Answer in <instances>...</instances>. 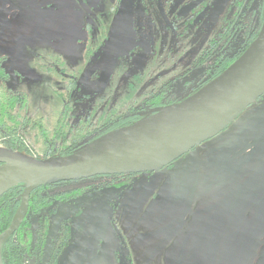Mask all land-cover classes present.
Listing matches in <instances>:
<instances>
[{"label":"rangeland","instance_id":"obj_1","mask_svg":"<svg viewBox=\"0 0 264 264\" xmlns=\"http://www.w3.org/2000/svg\"><path fill=\"white\" fill-rule=\"evenodd\" d=\"M68 1L73 4H68ZM83 1L85 0H0V66L7 61L9 72L6 83L0 79V91L4 92L6 97L25 100L26 104L20 101L13 110L10 106L5 107L6 115L18 118L21 134L33 143V146L27 145L28 154H33L37 158L46 159L56 154L64 156L70 144L75 143L74 140L78 143L86 142L98 126L130 111L133 107H139L143 103L141 101L152 91L156 94L162 90L165 75L172 78L175 74L180 75L184 71L183 66L179 67L180 62L184 60V64L189 63L190 55H195L205 47L207 41L217 35L220 27L225 25V14L230 13L233 4V0L210 2L204 13L187 26L186 30L190 34L187 37L190 38L188 47L192 46L193 49L183 54L185 42L177 43L174 48L168 49L170 32L163 26L161 16L157 17L156 9L163 5L167 11H171L180 4L183 5L185 0L172 2L171 0H132L134 3L131 11L132 32L128 37L130 41L128 45L119 9L121 0H111V3H108L109 0L107 2L96 0V8H92V5L91 8H84V3L87 1ZM30 4L32 9L29 12ZM36 5H39V8H36ZM57 12L63 14L56 16L59 22L66 20L67 17H75L79 24L87 20L93 23L87 27L81 26L80 35L75 29L76 42H68L51 41L55 35H49L44 24L34 26L26 20L28 15L32 18L50 19ZM128 23L126 27H130ZM76 27L79 29L80 25ZM31 30L32 32L35 30V35H38V40H35L38 41L39 47L35 46L34 37L27 35ZM54 30L59 35L64 32L60 25ZM158 34L166 44H158L156 48ZM127 50L132 52V60L129 61L128 66L123 62ZM156 50L159 51L158 55ZM150 55H155L156 58H148ZM73 80L76 82L75 85ZM181 83L182 80L177 78L172 82L173 88L168 93L180 94ZM69 86L72 88L68 89ZM60 95L66 96L65 104ZM7 127L15 128L12 123L7 124ZM233 167L224 168V174ZM190 168L193 172L194 168L192 166ZM146 176L144 175L145 178ZM138 178L127 190L128 193L124 195L127 197H123L122 204L117 210V228L109 220L111 217L109 203L111 197L115 199L122 193L121 190L104 189L99 191L100 193L93 192L88 197L77 199L76 213L79 211L85 213V210L92 209L94 211L85 218L90 224L89 229L85 225L80 226L73 238V251L76 250L80 255L76 257L77 255L70 251L72 247L70 246L67 250L71 252L67 256L68 263L63 264H73L77 259L79 260L77 264H131L132 260L136 261L135 264H166L162 260L161 252L156 253L157 245L163 240L156 237L155 230H158V226L165 225L162 223L173 225L172 223L187 205L189 197L177 211L176 202L171 203L169 200L156 207V199L153 200L152 205V202L149 204L150 198L146 196L147 187L156 189V182L153 181L156 173L152 175L150 182H146L143 177ZM203 182L202 176L193 177L190 189L195 184L203 185ZM209 189L211 187H205L204 182V187L197 195ZM109 193H111L110 197L105 196ZM90 199L95 200L96 203L84 206V202ZM156 213L159 214L157 218ZM172 214L177 215L175 219ZM30 218L28 226L20 231L19 238L22 249L28 246L30 251L33 249L38 251L41 248L39 239L42 226L37 216ZM60 221L61 215L52 218L53 229L44 247L45 260L38 258L37 264L40 262L48 264L51 240L59 229ZM136 226L146 228L139 229L146 234H134L133 227ZM117 229L127 240L133 236L131 238L134 243L133 250L123 246L125 242L121 235L118 236L120 241L116 239ZM152 229L155 233H150ZM148 231L150 234L147 233ZM188 231L186 230V233ZM87 235L86 240L82 239ZM171 240L172 238H167L164 243L172 242ZM182 243L183 238H178L176 244ZM139 253L144 256L143 260L137 257ZM168 260L171 261V257Z\"/></svg>","mask_w":264,"mask_h":264},{"label":"flooded vegetation","instance_id":"obj_2","mask_svg":"<svg viewBox=\"0 0 264 264\" xmlns=\"http://www.w3.org/2000/svg\"><path fill=\"white\" fill-rule=\"evenodd\" d=\"M85 1L87 2L84 3V8H91V5L92 8H96V0ZM104 1L107 2V0ZM212 1L214 0H185L183 5L180 4L171 11H167L163 5V7H157V17L161 16L163 26L168 28L170 32L169 50L181 42L186 43V47L182 51L183 54L193 49L192 46L188 47L190 38L187 39V37L190 34L186 30L187 26L189 23L192 24L200 14L204 13ZM121 2L122 0L120 1L119 9L124 35L127 38L126 44L128 45L130 43L128 37L132 32L131 11L134 3L129 0V7L124 11ZM67 3L73 4L69 1ZM108 3H111V0ZM56 4L58 3L56 2ZM36 8H39V5H36ZM261 8V4L259 6L256 5V0H233L230 13L224 16L225 24L227 26L233 22L234 25L239 26L241 28L239 38L247 39L245 34L247 27L250 28L249 34L247 33L248 36L255 32L256 24L261 17ZM31 9L32 6L30 4L28 11L30 12ZM57 15L63 14L57 12L50 19L32 18L31 15H28L27 19H25L34 26L41 23L44 24L49 35H55V38L51 41L66 40L68 42H76L75 29L78 30L80 35L81 26L87 27L93 23V21L87 20L79 24L75 17H67L66 20L59 22L56 18ZM164 17H167L169 22L172 23L173 29L167 26ZM127 22H129L128 25L130 27H126ZM57 25H60L64 30L61 35L56 34V30H54ZM76 25H80V28L78 29ZM225 28V25L222 30L220 28L214 38L224 34ZM32 30L31 33L25 34L34 37L33 42L36 47H39L38 35H35L37 27L34 32ZM19 35L22 34L19 33ZM25 40L29 45L27 38ZM209 41L205 43V46ZM158 44H166L160 34L157 35L156 48ZM201 51L202 49L199 52ZM9 52L14 53V51ZM171 52L173 55L174 51L172 50ZM199 52L195 55L199 54ZM158 54L159 51L156 50V55ZM170 57L173 58L172 56ZM148 58L155 59L156 56L150 55ZM190 58H192V55H190ZM124 59L123 62L128 66L129 61L132 60V52L127 50ZM6 62L0 68L5 72L7 71L6 73L8 74ZM191 166L194 168L193 172L190 171ZM229 167H233V169L224 174V168L227 169ZM153 174H135L131 177L122 175L119 179L109 178L107 180L109 183L107 189L122 191L115 199L113 197L110 198L109 209L111 217L109 220L114 227H118L116 213L122 204L124 195L128 193L127 190L133 186L138 177V179L143 177L142 179L146 182H150ZM144 175H147L146 178ZM195 176H202V182H205V187H211V189L197 195L199 190L204 187V182L203 185L197 186L195 184V189L194 187L190 189ZM153 181L156 182V189L147 187L146 196L150 198L149 204L152 202L153 205V200L156 199L157 207L169 200L171 203L176 202L177 211L189 197L187 205L177 220L172 223L173 225L171 223H162L165 225H160L158 230H155L156 237L163 240L161 244L157 245L156 249V253L161 252L163 262L166 264H183L185 260L184 264H215L216 262L217 264H264V96L248 107L224 132L194 148L167 168L156 172V178ZM47 189L49 193H53L62 190L63 187L57 186ZM194 190L195 193H193ZM193 194L194 197H192ZM109 195L111 196V193ZM72 201L62 203V205H69ZM190 203H192L191 206H189ZM59 208L51 217V222L54 216L62 214V212L58 213ZM62 215L58 230L64 226L61 225L64 222ZM158 215L156 213V218ZM172 216L175 219L177 215L172 214ZM85 218H76L74 221L69 220L73 233L74 231L78 232L77 229H80V226L83 225L89 229L90 224L85 221ZM38 222L41 223L40 218H38ZM91 224H93V220H91ZM52 229L53 222L50 231ZM186 230L189 231L186 233ZM155 231L152 229L150 233H155ZM19 233L16 235V240L18 239L20 243ZM147 233L150 234L149 231ZM141 234L146 233L142 232ZM116 235V239L119 240V235L124 239L125 243L123 246L126 248L130 247V250H133L132 245L134 243L131 241L133 236H131L130 240H127L119 229H117ZM87 238L88 235L82 239L86 240ZM167 238H172V242L164 243ZM178 238H183L182 244H176ZM46 240H43V236H41L39 239L41 248L38 251L37 249L30 251L28 246L19 250V247L21 248V244H19L18 249L15 251L17 256L21 258L22 264H37L38 258H44L45 260L44 253L46 248L44 249V247ZM64 252L57 261H54L52 260L51 248L50 257L47 260L48 264H59ZM26 253L31 257H28ZM137 257L144 259L141 253L137 254ZM169 257H171V261L168 260ZM132 261L131 264L136 263L135 260ZM40 264L44 263L40 262Z\"/></svg>","mask_w":264,"mask_h":264},{"label":"water","instance_id":"obj_3","mask_svg":"<svg viewBox=\"0 0 264 264\" xmlns=\"http://www.w3.org/2000/svg\"><path fill=\"white\" fill-rule=\"evenodd\" d=\"M121 6L126 11L129 0H122ZM164 20L173 29L168 18ZM262 96L264 23L247 51L193 95L159 108L138 123L116 130L71 155L43 160L0 147V184L17 181L11 188L24 184L19 208L9 228L0 234V264H4L3 244L23 225L37 187L159 172L224 132Z\"/></svg>","mask_w":264,"mask_h":264},{"label":"trees","instance_id":"obj_4","mask_svg":"<svg viewBox=\"0 0 264 264\" xmlns=\"http://www.w3.org/2000/svg\"><path fill=\"white\" fill-rule=\"evenodd\" d=\"M260 4L262 6L260 9L261 17L256 24L255 32L251 33L249 36L247 33L249 34L250 28L247 27L245 33L247 39L239 38V33L241 32V28L239 26L234 25L233 22L227 26L225 24L226 28L224 29V34H220L218 38L216 37L211 39L205 48L199 52V54L192 55L189 63L184 64V60L180 62L179 67L183 66L184 70L180 75L175 74L173 75V78L169 75H165V81L162 83V90L156 94L152 91L150 93L152 95L149 94V96L144 98V100L141 101L143 103L139 107H133L130 111L117 116L104 125L98 126L97 129L92 131V137L86 142L78 143L77 140H74L73 142L75 143L70 144V146L66 149L64 156L71 155L116 130L138 123L139 121L152 115L155 110L159 108L174 105L185 100L199 89L219 77L247 51L248 47L258 36L264 23V0H256V5L259 6ZM223 27L224 25L220 27L221 30ZM197 76L198 78H195ZM8 78L9 74L0 68V79L6 83ZM177 78L182 80L179 88L182 87L183 91L181 90L180 94H176V92L172 94L168 93V91L173 88L172 82L176 81ZM73 82L75 85L76 82L74 80ZM4 87L6 88V85ZM71 88L72 86L68 87V89ZM60 97L62 102L65 104L67 101L66 96L63 97V95H60ZM20 101L25 102V100H19L16 97H6L4 92L0 91V139L3 148L19 153L26 152L27 155H31L28 154L29 150H27V145L33 146V143L31 140H27L25 135L21 134V125H19L18 118L13 117L12 115H6L5 107L10 106L13 110L17 104H20ZM63 111L64 108L62 113ZM9 123H12L15 128H8L7 124ZM49 150L50 148L48 151ZM46 152L47 151L45 150V153ZM121 176L122 175L112 177H94L72 182H58L53 185H42L37 187L31 195L29 212L22 227L14 236L10 237L3 244L2 257L4 264H22L21 258L17 256L15 251L18 249L19 244H21L18 239L16 240V235L24 227L28 226L31 221L30 217L37 216L40 218V224L42 226L40 238L43 236V240H46L48 234L50 233L52 224L51 217L56 213L62 203H68L78 197L107 189L109 184L107 180L109 178L119 179ZM131 176L132 175H128V177ZM57 186H61L63 189L58 192L49 193L47 188ZM23 191L24 184H18L0 196V234L9 228L19 208ZM61 225H64L63 228L58 230L56 235L51 240V254L53 258L52 260L54 261H57L64 250L66 251L70 244L73 243V232L70 221L66 220L62 222ZM21 249L22 246L21 248L19 247V250ZM26 254L28 257H31L28 253Z\"/></svg>","mask_w":264,"mask_h":264},{"label":"crops","instance_id":"obj_5","mask_svg":"<svg viewBox=\"0 0 264 264\" xmlns=\"http://www.w3.org/2000/svg\"><path fill=\"white\" fill-rule=\"evenodd\" d=\"M100 193V192H99ZM88 196H90V195H88ZM87 196V197H88ZM105 196H107V197H110V195L109 194H106ZM77 201L78 200H75V201H72L69 205H62L60 208H59V211H58V213L59 212H62V217H63V220L64 221H66V220H72V221H74L76 218H84V217H87L89 214H90V212L91 211H94V209H92V210H85L86 212L85 213H83V211H79V212H75V207H76V205H77ZM96 203V201L95 200H93V199H90V200H87V201H85L84 202V206H88V205H90V204H92V203ZM60 228V227H59ZM133 228H135V231H134V233H138V234H141L142 232H140L139 231V229H141V230H145L146 228H143V227H133ZM148 230V229H147ZM75 234H76V232L74 231V233H73V238H74V236H75ZM73 245V243L70 245V246H72ZM69 246V247H70ZM69 247H68V249H69ZM51 248H52V245H51ZM67 249V250H68ZM73 249H74V246H72V247H70V251H72V252H74L75 253V255H77L76 257H78L79 255L77 254V252H76V250H74L73 251ZM67 250L64 252V254L62 255V257L60 258V260H59V264H63V263H68L67 262V256L71 253L70 251H68L67 252ZM111 251H112V249H111ZM111 257H112V253H111ZM78 259L75 261V263H73V264H77L78 263Z\"/></svg>","mask_w":264,"mask_h":264},{"label":"bare ground","instance_id":"obj_6","mask_svg":"<svg viewBox=\"0 0 264 264\" xmlns=\"http://www.w3.org/2000/svg\"><path fill=\"white\" fill-rule=\"evenodd\" d=\"M22 181V180H21ZM17 181H7L0 184V196L5 193L6 190L11 188Z\"/></svg>","mask_w":264,"mask_h":264},{"label":"built area","instance_id":"obj_7","mask_svg":"<svg viewBox=\"0 0 264 264\" xmlns=\"http://www.w3.org/2000/svg\"><path fill=\"white\" fill-rule=\"evenodd\" d=\"M0 147H2L1 139H0ZM29 156L34 157V158H37V157L34 156L33 154H31V155H29ZM50 157H61V155H60V154H56V155H53V156H50ZM50 157H48V158H50ZM48 158H46V159H48ZM37 159H43V160H44V158H37Z\"/></svg>","mask_w":264,"mask_h":264}]
</instances>
